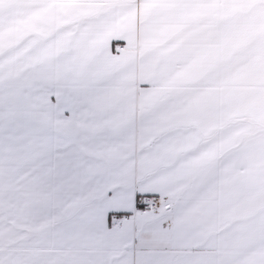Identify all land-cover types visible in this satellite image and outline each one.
Masks as SVG:
<instances>
[{
	"label": "snow or ice",
	"instance_id": "6c2138e0",
	"mask_svg": "<svg viewBox=\"0 0 264 264\" xmlns=\"http://www.w3.org/2000/svg\"><path fill=\"white\" fill-rule=\"evenodd\" d=\"M0 264H264V0H0Z\"/></svg>",
	"mask_w": 264,
	"mask_h": 264
}]
</instances>
